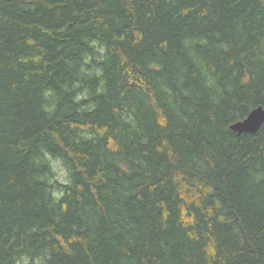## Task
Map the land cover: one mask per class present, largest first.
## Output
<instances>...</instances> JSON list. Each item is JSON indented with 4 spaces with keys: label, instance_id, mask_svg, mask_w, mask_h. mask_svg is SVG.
<instances>
[{
    "label": "trees",
    "instance_id": "1",
    "mask_svg": "<svg viewBox=\"0 0 264 264\" xmlns=\"http://www.w3.org/2000/svg\"><path fill=\"white\" fill-rule=\"evenodd\" d=\"M264 0H0V264H264Z\"/></svg>",
    "mask_w": 264,
    "mask_h": 264
},
{
    "label": "water",
    "instance_id": "2",
    "mask_svg": "<svg viewBox=\"0 0 264 264\" xmlns=\"http://www.w3.org/2000/svg\"><path fill=\"white\" fill-rule=\"evenodd\" d=\"M263 122L264 108L259 106L254 108L245 119L233 123L231 127L240 134L244 132L255 133L260 129Z\"/></svg>",
    "mask_w": 264,
    "mask_h": 264
}]
</instances>
